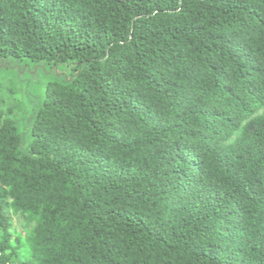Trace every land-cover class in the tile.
I'll use <instances>...</instances> for the list:
<instances>
[{
	"label": "trees",
	"instance_id": "trees-1",
	"mask_svg": "<svg viewBox=\"0 0 264 264\" xmlns=\"http://www.w3.org/2000/svg\"><path fill=\"white\" fill-rule=\"evenodd\" d=\"M24 58L70 78L0 115V264H264V0H0Z\"/></svg>",
	"mask_w": 264,
	"mask_h": 264
},
{
	"label": "rangeland",
	"instance_id": "rangeland-1",
	"mask_svg": "<svg viewBox=\"0 0 264 264\" xmlns=\"http://www.w3.org/2000/svg\"><path fill=\"white\" fill-rule=\"evenodd\" d=\"M60 77L70 78L69 66L49 67L26 58L7 62L6 67L0 68V115L15 116L24 128L23 124L41 100L46 84Z\"/></svg>",
	"mask_w": 264,
	"mask_h": 264
}]
</instances>
